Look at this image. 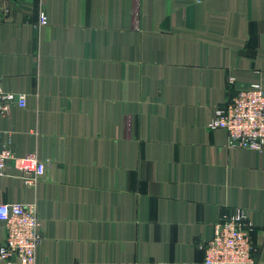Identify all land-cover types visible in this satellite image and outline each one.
Returning a JSON list of instances; mask_svg holds the SVG:
<instances>
[{
    "label": "crops",
    "instance_id": "crops-1",
    "mask_svg": "<svg viewBox=\"0 0 264 264\" xmlns=\"http://www.w3.org/2000/svg\"><path fill=\"white\" fill-rule=\"evenodd\" d=\"M0 80L26 95L0 145L47 163L0 179V204L36 205V264H204L236 208L264 264V151L207 127L236 84L264 87V0H0Z\"/></svg>",
    "mask_w": 264,
    "mask_h": 264
},
{
    "label": "built area",
    "instance_id": "built-area-1",
    "mask_svg": "<svg viewBox=\"0 0 264 264\" xmlns=\"http://www.w3.org/2000/svg\"><path fill=\"white\" fill-rule=\"evenodd\" d=\"M48 23L46 12L41 10L37 26ZM230 83H235V79L230 78ZM13 104L25 107L26 95L5 91L0 80V119ZM207 127L209 130L224 129L230 148L263 152L264 87L261 82L246 87L236 84L227 103L215 108V115ZM10 160H14L20 169V177L27 186H36L47 173V163L35 153L15 157L0 145V179L5 175V167ZM0 221L6 229V240L0 244V264H36L37 248L43 240L36 205L1 203ZM251 226L242 208H236L232 215L215 223L212 238L203 244L204 264H255Z\"/></svg>",
    "mask_w": 264,
    "mask_h": 264
}]
</instances>
